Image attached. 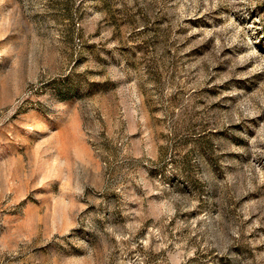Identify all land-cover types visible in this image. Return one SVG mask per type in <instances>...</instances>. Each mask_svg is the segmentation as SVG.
<instances>
[{
	"label": "rangeland",
	"instance_id": "rangeland-1",
	"mask_svg": "<svg viewBox=\"0 0 264 264\" xmlns=\"http://www.w3.org/2000/svg\"><path fill=\"white\" fill-rule=\"evenodd\" d=\"M0 264H264V0H0Z\"/></svg>",
	"mask_w": 264,
	"mask_h": 264
}]
</instances>
